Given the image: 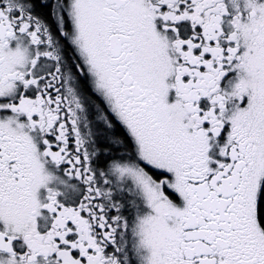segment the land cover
Segmentation results:
<instances>
[{
    "label": "snow or ice",
    "instance_id": "obj_1",
    "mask_svg": "<svg viewBox=\"0 0 264 264\" xmlns=\"http://www.w3.org/2000/svg\"><path fill=\"white\" fill-rule=\"evenodd\" d=\"M0 264H264V0H0Z\"/></svg>",
    "mask_w": 264,
    "mask_h": 264
}]
</instances>
